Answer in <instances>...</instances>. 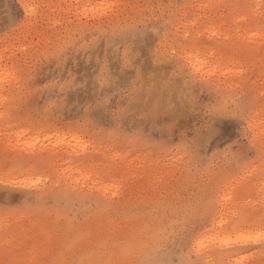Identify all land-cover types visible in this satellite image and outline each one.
<instances>
[{
    "label": "rangeland",
    "instance_id": "1",
    "mask_svg": "<svg viewBox=\"0 0 264 264\" xmlns=\"http://www.w3.org/2000/svg\"><path fill=\"white\" fill-rule=\"evenodd\" d=\"M0 264H264V0H0Z\"/></svg>",
    "mask_w": 264,
    "mask_h": 264
}]
</instances>
